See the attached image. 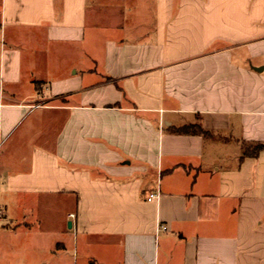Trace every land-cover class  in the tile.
<instances>
[{"label": "crops", "instance_id": "1", "mask_svg": "<svg viewBox=\"0 0 264 264\" xmlns=\"http://www.w3.org/2000/svg\"><path fill=\"white\" fill-rule=\"evenodd\" d=\"M0 138V264H264V0H0Z\"/></svg>", "mask_w": 264, "mask_h": 264}, {"label": "trees", "instance_id": "2", "mask_svg": "<svg viewBox=\"0 0 264 264\" xmlns=\"http://www.w3.org/2000/svg\"><path fill=\"white\" fill-rule=\"evenodd\" d=\"M174 131L178 132V133H191V132H193V129L191 127H180V128L175 129ZM262 148H264V145L259 144L255 147V150H259Z\"/></svg>", "mask_w": 264, "mask_h": 264}, {"label": "built area", "instance_id": "3", "mask_svg": "<svg viewBox=\"0 0 264 264\" xmlns=\"http://www.w3.org/2000/svg\"><path fill=\"white\" fill-rule=\"evenodd\" d=\"M158 197H159V191L156 190L155 192H152L148 195L147 200H151V199L158 198ZM70 216L73 217L74 215L70 214ZM158 228L163 229V230L166 229L164 225H159Z\"/></svg>", "mask_w": 264, "mask_h": 264}, {"label": "rangeland", "instance_id": "4", "mask_svg": "<svg viewBox=\"0 0 264 264\" xmlns=\"http://www.w3.org/2000/svg\"><path fill=\"white\" fill-rule=\"evenodd\" d=\"M1 139V138H0ZM2 144H1V142H0V146H1Z\"/></svg>", "mask_w": 264, "mask_h": 264}, {"label": "water", "instance_id": "5", "mask_svg": "<svg viewBox=\"0 0 264 264\" xmlns=\"http://www.w3.org/2000/svg\"><path fill=\"white\" fill-rule=\"evenodd\" d=\"M68 225H70V223H68Z\"/></svg>", "mask_w": 264, "mask_h": 264}]
</instances>
